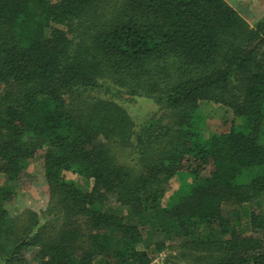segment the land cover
I'll use <instances>...</instances> for the list:
<instances>
[{
	"label": "trees",
	"instance_id": "16d2710c",
	"mask_svg": "<svg viewBox=\"0 0 264 264\" xmlns=\"http://www.w3.org/2000/svg\"><path fill=\"white\" fill-rule=\"evenodd\" d=\"M120 91L168 121L136 130ZM200 102L232 112L226 133L203 137ZM29 161L49 207L13 217ZM0 177V264H150L157 235L182 264H264V18L224 0H0Z\"/></svg>",
	"mask_w": 264,
	"mask_h": 264
},
{
	"label": "rangeland",
	"instance_id": "374dc122",
	"mask_svg": "<svg viewBox=\"0 0 264 264\" xmlns=\"http://www.w3.org/2000/svg\"><path fill=\"white\" fill-rule=\"evenodd\" d=\"M224 1L237 13H239V15L250 26H254L259 20L264 18V0ZM100 92H92L89 95H103V91L100 90ZM106 96L117 102L128 112L136 126V130H140L151 120L153 121L158 119L162 120L163 123H166L169 119V112L164 110L163 107L156 103L153 99L142 96L131 97L122 91H120V94L109 92ZM72 97L73 96L69 97L68 102L75 104L76 101L79 105L80 102L78 99H74ZM198 111L199 114L203 116L200 129L204 138H207L210 134L226 133L231 126V123L234 121L232 112L229 109L212 102H200L198 104ZM121 160L131 166L134 164V157L130 152H125L122 155ZM26 172L30 176L31 182H26L24 186L12 188L14 190V195L12 196L11 201L6 204V210L13 217L22 215L25 212H33L39 216H43L49 207L50 197L48 188L44 181L40 163L36 161H29L26 164ZM64 177L66 180L79 184L82 188H87V181L76 175L68 172L64 174ZM179 181V178L174 177L168 184H166L165 187L167 189V193L163 196L162 203H165L168 196L177 189L180 183ZM2 184L3 180L0 177V185ZM260 210L262 214H264V205L260 207ZM155 240L164 241L166 246L159 255L154 257L150 264H182V261L178 258L180 257V250L177 249L179 240H164L160 235H157ZM31 257L32 253H29L27 255V260ZM29 264H34V261H30Z\"/></svg>",
	"mask_w": 264,
	"mask_h": 264
}]
</instances>
